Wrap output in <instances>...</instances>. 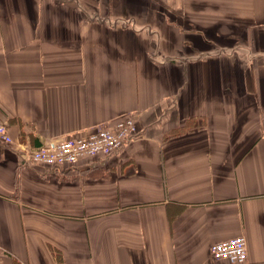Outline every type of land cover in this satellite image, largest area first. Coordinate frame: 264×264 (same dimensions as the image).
Listing matches in <instances>:
<instances>
[{
    "label": "crops",
    "instance_id": "obj_1",
    "mask_svg": "<svg viewBox=\"0 0 264 264\" xmlns=\"http://www.w3.org/2000/svg\"><path fill=\"white\" fill-rule=\"evenodd\" d=\"M124 117L109 157H24ZM0 123V264H264V0H0Z\"/></svg>",
    "mask_w": 264,
    "mask_h": 264
},
{
    "label": "built area",
    "instance_id": "obj_2",
    "mask_svg": "<svg viewBox=\"0 0 264 264\" xmlns=\"http://www.w3.org/2000/svg\"><path fill=\"white\" fill-rule=\"evenodd\" d=\"M138 128L131 117H124L112 124H103L92 130L65 136L56 141L47 142L25 153V159L31 163L57 170L73 166L87 157H109L136 139ZM1 144H12L7 127L0 123ZM213 260H226L230 263H242L247 257L246 240L243 235L213 242L209 245Z\"/></svg>",
    "mask_w": 264,
    "mask_h": 264
}]
</instances>
